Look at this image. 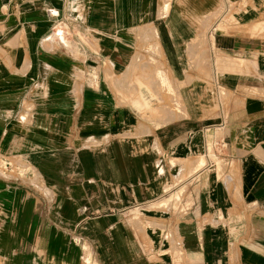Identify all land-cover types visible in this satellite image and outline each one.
Listing matches in <instances>:
<instances>
[{"label":"crops","instance_id":"0c3cea01","mask_svg":"<svg viewBox=\"0 0 264 264\" xmlns=\"http://www.w3.org/2000/svg\"><path fill=\"white\" fill-rule=\"evenodd\" d=\"M0 264H264V0H0Z\"/></svg>","mask_w":264,"mask_h":264},{"label":"rangeland","instance_id":"374dc122","mask_svg":"<svg viewBox=\"0 0 264 264\" xmlns=\"http://www.w3.org/2000/svg\"><path fill=\"white\" fill-rule=\"evenodd\" d=\"M0 164H3V162H2V161H0Z\"/></svg>","mask_w":264,"mask_h":264}]
</instances>
